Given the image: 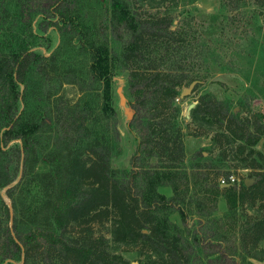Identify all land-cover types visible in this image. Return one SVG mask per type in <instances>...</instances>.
I'll return each mask as SVG.
<instances>
[{
  "label": "trees",
  "instance_id": "16d2710c",
  "mask_svg": "<svg viewBox=\"0 0 264 264\" xmlns=\"http://www.w3.org/2000/svg\"><path fill=\"white\" fill-rule=\"evenodd\" d=\"M165 1L0 0V264H131L121 246L137 264H264V115L202 94L190 118L210 128L211 147L186 164L177 99L211 75L219 49L174 23ZM42 23L59 34L48 54ZM118 73L135 139L123 168L111 166ZM229 154H243L249 186L210 177Z\"/></svg>",
  "mask_w": 264,
  "mask_h": 264
},
{
  "label": "rangeland",
  "instance_id": "374dc122",
  "mask_svg": "<svg viewBox=\"0 0 264 264\" xmlns=\"http://www.w3.org/2000/svg\"><path fill=\"white\" fill-rule=\"evenodd\" d=\"M175 1H165L159 9L163 10L167 5V9L173 14L174 23H189L196 36L212 40L219 49L216 61L209 66L211 75L194 85L189 95L177 99L181 106L180 123L185 131L184 144L188 165L196 151L203 147H211V132H207L210 128L190 118L189 105L193 103L194 106L202 94H211L219 100L227 101L229 107L240 115H245L247 109L259 111L264 115V7L258 6L253 0H243L244 4L241 1L237 6H234L237 3L235 0H195L186 5H173ZM232 5L233 9L230 8ZM143 7L148 8L146 4ZM41 27L43 30L38 31L43 37L37 49L48 54L58 43L59 34L54 26H46L42 23ZM48 44L49 48H47ZM113 79L112 103L117 108L119 116L121 154L112 157L111 166L123 168L129 166L135 139L127 126L131 110L127 104L125 79L119 73ZM63 93L71 99L78 96V90L72 84H65ZM256 148H262L261 142ZM216 154L217 150L213 148L206 156L214 158ZM241 157L243 154H229L223 163L216 161L215 164L221 167L210 170V177L213 178L218 173L217 180L220 177L233 178L234 184L244 179H252L250 169L241 166ZM159 189L167 195L170 194L169 187ZM4 197L9 204L8 198ZM225 209V199L219 196L215 215H221ZM170 218L181 225L177 212H174ZM193 220L195 221V218H189V224ZM126 247H118V251L125 249L122 255L131 264H137L139 257L134 251L135 248Z\"/></svg>",
  "mask_w": 264,
  "mask_h": 264
},
{
  "label": "water",
  "instance_id": "95a60500",
  "mask_svg": "<svg viewBox=\"0 0 264 264\" xmlns=\"http://www.w3.org/2000/svg\"><path fill=\"white\" fill-rule=\"evenodd\" d=\"M195 84H196V81L193 80V81H191V82L188 84V86L183 87L182 90H181V93H180V98L189 95V94L192 92L193 87H194ZM118 91L120 92V89H118ZM120 94H121V96H123L121 92H120ZM192 106H193V103H191V104L189 105V108H191ZM131 114H132V113H130V117H131ZM130 117H129V118H130ZM252 182H253V179H244V184H245L246 186H249ZM10 224H11V221H10Z\"/></svg>",
  "mask_w": 264,
  "mask_h": 264
},
{
  "label": "built area",
  "instance_id": "2783aa9c",
  "mask_svg": "<svg viewBox=\"0 0 264 264\" xmlns=\"http://www.w3.org/2000/svg\"><path fill=\"white\" fill-rule=\"evenodd\" d=\"M221 184H226V183H232L234 180H233V178H230V179H228V178H223V177H220L219 178V180H218Z\"/></svg>",
  "mask_w": 264,
  "mask_h": 264
}]
</instances>
